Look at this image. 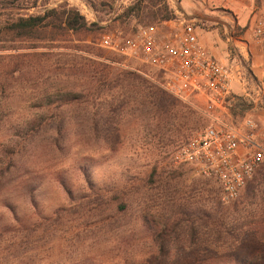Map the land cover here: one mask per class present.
<instances>
[{
  "label": "rangeland",
  "instance_id": "374dc122",
  "mask_svg": "<svg viewBox=\"0 0 264 264\" xmlns=\"http://www.w3.org/2000/svg\"><path fill=\"white\" fill-rule=\"evenodd\" d=\"M153 1L0 0V22L65 6L87 22L78 33L55 24L30 37L0 36V264H264V161L239 197L222 203L213 179L174 159L206 124L198 106L155 83L149 65L128 61L192 111L186 137L155 149L134 88L87 95L72 55L89 45L121 61L100 46L101 35L160 23L167 6L231 67L222 113L251 116L264 130V73L250 29L264 0ZM30 52L41 53L37 74L14 64ZM68 92L76 97L67 101Z\"/></svg>",
  "mask_w": 264,
  "mask_h": 264
},
{
  "label": "built area",
  "instance_id": "2783aa9c",
  "mask_svg": "<svg viewBox=\"0 0 264 264\" xmlns=\"http://www.w3.org/2000/svg\"><path fill=\"white\" fill-rule=\"evenodd\" d=\"M190 21L169 19L138 26L132 33H103L99 44L117 55L121 65L140 70L128 61H140L158 72L152 77L180 101L200 108L207 121L175 153L176 163L199 176L213 179L220 201L230 203L264 161V130L256 119H233L226 108L234 73L203 45ZM251 38L258 46L264 68V10L251 21ZM222 114V115H221Z\"/></svg>",
  "mask_w": 264,
  "mask_h": 264
},
{
  "label": "trees",
  "instance_id": "16d2710c",
  "mask_svg": "<svg viewBox=\"0 0 264 264\" xmlns=\"http://www.w3.org/2000/svg\"><path fill=\"white\" fill-rule=\"evenodd\" d=\"M153 3L156 4L157 2L154 0ZM164 10L166 13L161 16L162 20L174 18V12L168 10L167 6H164ZM55 24H58L64 34L78 33L87 29V22L84 16L76 8L65 6L62 10L52 8L43 13L19 15L11 21L0 22V36L12 34L30 37L40 33L41 29L46 28L48 25L54 26ZM74 49L81 52L80 54H72L74 59L79 58L76 61L79 62L76 80L83 82V91L87 95L94 98L98 97L102 88L109 85V89H119V93L118 91L115 92L118 96L126 94L131 89V86L134 88V94L138 96L136 106L145 115L143 119L149 127L151 141H153L155 149L160 148L174 134L181 132L180 137L184 135L185 126L190 120L192 113L191 109L185 104L169 99L163 91L136 71L126 70L125 73H117L113 65L119 61L114 56H105L101 52H94L93 47L89 45L76 46ZM25 54L21 55V57L15 55L14 64L17 65L16 68L20 69L22 65L30 68L28 72L33 71L37 74L38 65L41 61L38 56L41 53L30 52ZM91 55L100 56L104 60L93 59ZM127 75L128 78H126ZM65 96L67 101L76 97V95L71 96L70 92L66 93Z\"/></svg>",
  "mask_w": 264,
  "mask_h": 264
},
{
  "label": "crops",
  "instance_id": "0c3cea01",
  "mask_svg": "<svg viewBox=\"0 0 264 264\" xmlns=\"http://www.w3.org/2000/svg\"><path fill=\"white\" fill-rule=\"evenodd\" d=\"M210 51V50H209ZM211 52V51H210ZM213 53V52H212ZM214 54V53H213ZM215 55V54H214ZM216 56V55H215ZM257 59L259 61V65L261 66V70H262V73H264V68H263V58H262V55L261 53L259 55H257Z\"/></svg>",
  "mask_w": 264,
  "mask_h": 264
}]
</instances>
